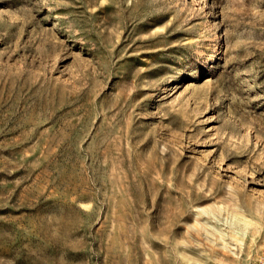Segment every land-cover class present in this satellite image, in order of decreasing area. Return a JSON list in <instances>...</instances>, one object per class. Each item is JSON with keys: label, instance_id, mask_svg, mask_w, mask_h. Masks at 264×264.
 <instances>
[{"label": "rangeland", "instance_id": "obj_1", "mask_svg": "<svg viewBox=\"0 0 264 264\" xmlns=\"http://www.w3.org/2000/svg\"><path fill=\"white\" fill-rule=\"evenodd\" d=\"M259 211L264 0H0V264H259Z\"/></svg>", "mask_w": 264, "mask_h": 264}, {"label": "bare ground", "instance_id": "obj_2", "mask_svg": "<svg viewBox=\"0 0 264 264\" xmlns=\"http://www.w3.org/2000/svg\"><path fill=\"white\" fill-rule=\"evenodd\" d=\"M262 219L264 218L261 216V213L259 211L255 217H251V218H248L244 215H235L234 217L231 218L230 221H227V223H229L230 229L234 235L235 234L243 235L247 233L248 229H250L253 226H256L259 221H262ZM234 235H232V237Z\"/></svg>", "mask_w": 264, "mask_h": 264}, {"label": "built area", "instance_id": "obj_3", "mask_svg": "<svg viewBox=\"0 0 264 264\" xmlns=\"http://www.w3.org/2000/svg\"><path fill=\"white\" fill-rule=\"evenodd\" d=\"M259 264H264V257L259 261Z\"/></svg>", "mask_w": 264, "mask_h": 264}]
</instances>
